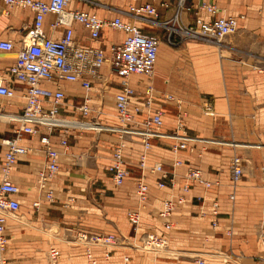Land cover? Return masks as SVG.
<instances>
[{
  "label": "crops",
  "instance_id": "0c3cea01",
  "mask_svg": "<svg viewBox=\"0 0 264 264\" xmlns=\"http://www.w3.org/2000/svg\"><path fill=\"white\" fill-rule=\"evenodd\" d=\"M146 1L155 0H139L137 3L140 4ZM204 1L217 5L223 14L243 15V17L238 18L237 31L226 36L222 44H220L218 51L216 50L217 58L205 56L197 62L206 68L213 67L211 70L214 80L210 83H204L205 87L211 90L204 94L189 93L186 90L183 91L186 85L184 84L185 86H183V82L178 81L175 76L171 87L163 76L158 75V77H154L156 98H160L164 92H169L181 101L182 109L186 112L185 123L187 130L191 131L189 133L195 139L189 142L191 150H179L176 154H173L170 149V146L174 143L173 139H153V147L150 151L148 162L150 164L157 161L164 162L167 165L166 167H169L168 164L172 162L174 157L183 161V166L177 167L175 170L176 181L178 182V186L174 189L175 194L180 192L179 186L183 181V175L188 166L202 169L206 178L213 181L219 180L220 185H213L208 190H205L201 185H193L191 187L186 194V202L179 205L171 217L173 227L167 233L170 242L171 240H175L174 233L180 222H184L188 216L196 219L199 218L198 223L200 226H198L204 230L200 234L204 235L205 232V237L210 238L214 244H217L219 240L226 239L222 227L229 220L232 221V235L234 239L236 238L237 241H240V238L248 240L252 235L250 233L253 232L252 226L257 221H261L260 218L264 214V207L262 214V204L260 203L261 198L264 196L261 181L264 172L260 169L264 165V146L254 144L255 142L264 143V0ZM101 2L105 3L107 7L104 8L101 5H91L78 0H71L67 8L70 10L79 9L94 12L101 18L111 19L118 15L119 10L127 8L129 0H101ZM200 2L201 0L189 1L193 10L183 14L185 22L192 20L193 14L198 10L197 5ZM3 10L4 6L0 3V40H12L16 43L17 49L21 35L26 31L27 27L33 24L34 14L30 9L18 6L11 7L8 14H4ZM198 13L204 19L211 18L210 14L205 10L200 9ZM171 14L172 9H162L160 18H168ZM123 19L128 18L123 15ZM52 20V15L45 17L44 28L47 35L51 34L49 23ZM136 24L147 33L155 32L156 30L143 21H138ZM73 28L74 36L80 44L95 45L89 38L88 31L82 25L74 22ZM61 32L62 27L57 29L54 36H60ZM102 38V46L107 47L109 41L121 42L124 38V33L105 28L102 31ZM190 43H188V46ZM197 45L201 47L199 49L196 48V51L201 50L202 45ZM212 48H216V46H212ZM212 51L211 49L209 52ZM14 56L13 52L6 53L0 51V75L6 76L8 86L15 91V95L12 98L0 96V113L4 114L20 113L25 103L22 97L24 85L13 79L7 72L8 67L14 62ZM109 75L106 67H103L101 76L93 80L91 89H97L96 97H112L113 113L111 115L106 113L104 111L105 108L102 106L98 110L102 114L97 119L107 125H117L118 120L113 102V93L117 89V84L113 85L108 82V77L113 76ZM113 77L116 82L117 77ZM131 84L140 92L147 84L146 77L134 74L131 77ZM63 86L66 104L61 109V114L68 117L79 116L81 118H88L73 110V105L83 101V91L79 84L64 83ZM201 86L203 85L201 84ZM208 101L212 103V110L215 112L211 117L203 113V106ZM92 106H96V104L91 103ZM92 110H94L93 107ZM176 114L175 103L168 102L165 106L163 132L172 133L174 131ZM136 118H143V114L137 115ZM17 126L18 123H11L0 118L1 138L12 137L13 129ZM222 130L236 131V142L234 141L231 144L233 147L230 146L229 150L228 148L224 150L221 147L209 145L212 141H203L204 138ZM108 133L110 135H107L104 139L100 137L101 140L98 142H94L93 139L87 137L81 138L71 144V148L67 153L61 152L59 154V172L48 183V186L54 192V202H48L42 198L41 207L37 211L33 208L32 203L39 195L36 187L37 170L45 161V154L39 140L41 135L46 134L44 128L40 129L39 135H23L20 141L31 147L32 150L18 158L11 179L21 189V192L16 197L20 202L19 210L23 208L43 215L41 220L39 218L38 220L31 221V223L37 225L40 221V225L46 227L44 229L48 231L50 229L47 227H57V232L61 230L72 232L78 229L79 231L86 232L90 230L91 232L89 233H114L117 235L116 244L106 249L108 250V257H105L104 254L105 248L100 246H93L91 248L92 254L97 258L98 264H124V256L129 258L128 264H131V254L135 255L136 253H128L127 249L133 250L129 240H133L137 234L131 232L128 221L129 229L126 224L122 226V223H125L124 221L117 226V222L113 219L115 217L113 213L123 210L128 211L136 206L135 186L139 176L138 155L141 145L139 139L136 137H131L128 140L124 152L125 167L128 170V174L121 186H115L106 168L110 162L113 147L118 141V134L113 132ZM51 141L61 151L56 130L51 135ZM165 145H167L166 149L163 148ZM4 152L5 147L0 144V178ZM231 152L240 153L244 161V173L242 180L236 188L233 206L228 199V193L230 192L228 170ZM222 153L224 155H221ZM148 181L151 184L149 203L154 207L155 205L159 207L161 199L168 196L170 191L169 189L158 190L155 188L152 175H148ZM69 197H73V203L69 207H66L64 204H67ZM198 197L204 198V204L207 209L210 208L213 200L217 199L219 201V226L216 229L211 227V215L208 214L205 217L199 216L200 201ZM185 207L189 210L188 212H185ZM142 215L141 228L145 225V210H143ZM234 215H236V218ZM150 216L151 221H154L156 224L160 223L157 215L152 213ZM9 220L7 218L6 221V234L8 238ZM233 220H235V224ZM262 220L264 221V217ZM159 226L160 224L154 225L147 230L157 231ZM100 230L104 232H99ZM19 237H17L18 239L15 241L10 253L11 257H7L9 264H42L39 258L42 257L45 244L49 247H57L51 244L52 240H50L51 242H43L32 236L31 238L27 236H25L26 238ZM223 244L226 245L224 255L228 256L229 252H231L229 251V246L225 243ZM74 246L75 250L73 249V253H68L62 247L60 249L57 247L60 250V264H76L73 262L76 260L74 256L77 259L81 256V258L85 259L86 264H89L85 247L77 241H75ZM64 252L65 256L63 255ZM232 253L234 252L232 251L230 255ZM242 254L243 256L236 257L241 258L239 264H251V262L262 264L256 259L260 254V247H258V255L256 256L250 255L245 249H243ZM207 259L216 264L215 259L219 258L213 257ZM227 262L231 264L230 260ZM155 264H166V262L156 261Z\"/></svg>",
  "mask_w": 264,
  "mask_h": 264
},
{
  "label": "built area",
  "instance_id": "2783aa9c",
  "mask_svg": "<svg viewBox=\"0 0 264 264\" xmlns=\"http://www.w3.org/2000/svg\"><path fill=\"white\" fill-rule=\"evenodd\" d=\"M71 0H0L4 6V14H8L13 6L30 9L34 14L33 24L27 27L19 39L18 48L12 40H0V51L14 53V62L8 67V75L24 85L22 97L25 100L20 113H6L8 122L18 123L13 129V136L1 138L0 144L5 147L4 159L1 165L0 178V264H9L6 257L9 238L6 234L8 216H16L20 202L16 198L21 192L20 187L12 181L11 175L20 156L29 153L32 148L20 140L23 135H39L44 128L45 135L40 136V144L45 154L43 165L37 170L36 187L39 195L32 206L35 210L41 207L42 198L45 201H54V192L48 186L59 172V154L70 150L69 136L73 130L90 129L107 131L118 134V141L113 147L107 172L112 183L121 186L128 174L125 167L124 152L131 137L139 139L141 149L138 155L139 176L135 186L136 206L127 211L126 218L133 231L137 234L142 225L143 215L149 200L151 184L148 175H152L155 188L169 189L170 193L161 199L158 209L160 226L157 231H147L141 236L140 248L145 253H156L165 249L169 244L167 233L173 227L171 217L175 209L186 202V194L193 185H201L208 190L213 185H220L219 180H210L205 177L204 171L198 167L188 166L179 186L180 192L175 194L178 186L176 168L183 166V161L177 157L172 160V170L165 168L162 162L150 164L148 157L153 147V139L171 138L174 143L170 146L173 154L179 150H187L194 137L186 133V112L182 109L181 101L171 93L164 92L160 98L155 96V87L149 80L142 91H138L131 84L132 75H143L152 78L156 65L160 38L149 34L136 24V20L153 25L156 28L167 30L166 40L170 47L179 46L184 40L221 43L224 38L237 31L238 18L243 15H227L220 12L217 5L201 0L197 9L207 11L211 18L204 19L198 13L193 14L190 22H185L183 14L191 12L193 7L190 0H155L137 3L139 0H129L125 10H119L118 15L111 19L101 18L94 12L79 9H68ZM91 5L107 7L101 0H78ZM162 9H172L168 18L161 19ZM52 15L49 23L51 34L47 35L44 20ZM125 15L128 19H123ZM134 19V20H133ZM77 22L88 31V36L95 45H82L74 36L73 23ZM62 27L61 35L54 33ZM110 28L124 33L121 42L109 41L107 47L102 46V31ZM117 77V89L113 93V102L116 110L117 125H107L99 119H77L61 114L65 106L64 83H77L83 90V101L73 105V110L83 117H88L92 111L91 91L94 79L101 76V70ZM15 95L13 88L7 84L6 76L0 75V96L12 98ZM174 102L176 106L175 127L172 133L162 131L164 125L165 106ZM206 114L214 115L210 106L205 108ZM4 114V113H0ZM143 114V118L136 116ZM57 131L58 144L61 151L54 146L51 135ZM264 172V165L260 167ZM244 161L238 154L229 159V186L228 199L235 200V192L242 180ZM264 189V176L261 179ZM43 195V196H42ZM200 201L199 215L212 216L211 227L219 226V201L211 202L207 209L204 198ZM264 203V198H263ZM224 231L232 235V221L228 222ZM263 232L259 235L260 254L256 257L264 264V221L261 223ZM76 241L85 247L89 264H98L92 254L93 246L105 248V257H108V247L116 242V236L111 233L99 234L79 231ZM60 250L50 246L47 251L49 264H60ZM129 258L123 257L124 264ZM193 264H213L204 256H197Z\"/></svg>",
  "mask_w": 264,
  "mask_h": 264
},
{
  "label": "rangeland",
  "instance_id": "374dc122",
  "mask_svg": "<svg viewBox=\"0 0 264 264\" xmlns=\"http://www.w3.org/2000/svg\"><path fill=\"white\" fill-rule=\"evenodd\" d=\"M112 9H114V8H112ZM136 21L138 22L139 20H136ZM147 24L150 25L151 28L156 29L155 32H149V34L158 35L161 42L159 45L158 57H157L156 65L154 68L153 76L150 79L146 78V81L148 82L149 80H151L152 84L154 85V79L156 78L155 76L158 77V75H160L161 77L163 76L165 79H167V81L169 82L168 85L171 87L173 84L172 80L175 79V77H176L178 81L183 82V86L186 85V88L183 91L186 90V92H189V93L204 94L205 92L211 90V89L206 88L204 83H207V82L210 83L211 81L214 80V77L212 75V70H211L213 67L206 68L205 66L203 67V65H200L197 62L200 59H203L205 56H207L208 58H210V57L217 58L216 50L218 51V48H219L220 44H222V42L221 43H214V42H202V41H196V40H185V41L183 40L179 46L170 47V45L168 44V42L166 40L167 30L165 28H161V27H159V28L153 27V25H151L149 23H147ZM190 42H192L191 44H196V45H197V43L201 44L202 49L197 50V51H191L189 49V46H188V43H190ZM212 46H216V48H212ZM211 49L213 51L209 52V51H211ZM107 73L110 74L108 71H107ZM108 79H109L108 82L110 84H113V85L116 84L115 78L113 76L108 77ZM201 84L203 86H201ZM169 91H171V90H169ZM89 94L91 97L90 103L96 104V106H92L94 110L91 111V113L87 119H89V118L90 119H97L98 117H100V115L102 113H99L98 110L101 109L102 106L105 108L104 111L106 113H108L110 115L113 113L112 97H110V96L109 97H103V96L96 97L97 89H94V88L91 89ZM83 95H84V93H83ZM207 106H210L211 110H212V103H210V101H208V102H205V104L203 106V113L206 116H209L206 114V111H205V108ZM73 118L83 119L79 116L73 117ZM4 120H7V118ZM185 122H186V119H185ZM185 129H186V133L188 135H190L189 132H191V131L187 130V127H185ZM107 135H110V133H108L107 131L99 132V131L90 130V129L73 130L71 135L69 136V145L71 148V144H73L74 141H77L81 138H86V137L93 139L94 142H98L99 140L104 139V137H107ZM100 137H101V139H100ZM204 140H209V141L213 142V143L211 142L209 145H215V146L221 147L224 150L228 148V150H229L230 146L233 147V145H231V144H233L234 141L236 142V131H234V130H222L219 132L217 131V133H215L213 135L211 134V136L204 138L203 141ZM205 143H207V142H205ZM254 144L258 145V146H264V143L262 144L259 142H255ZM163 148L166 149L167 145H165V147H163ZM231 153H232L231 156L233 154H238L241 156V154L238 152L237 153L231 152ZM221 155H224V153H222ZM162 163L164 164L166 169H168V170L173 169L172 162L170 164H168L169 167H166L167 165H165L164 162H162ZM106 171H107V168H106ZM72 198L73 197H69V199L67 200V204H64V206L69 207L70 204L73 203ZM263 198H264V196L261 198V202H260L262 204V206H261L262 214H263V207H264ZM233 203L234 202H231L232 206H233ZM160 207H161V203H160L159 207H157L156 205L154 207L152 204L149 203V200H148L147 205L144 209L145 210V216H144L145 217V220H144L145 225H143L144 227L139 230V232L137 233L136 237L133 240H129L131 243L130 245L133 247V250L127 249V251H129L128 253H136L135 255L131 254V258H130V263L132 262L131 264H155L156 261L166 262V264L167 263H171V264H193V262L197 256H204L206 258H213V257L219 258V259H215L216 264H228L229 262H227V261H229V260L231 261V264H237V263L239 264V261H241V258H236V257L243 256V254H242L243 249H245L248 253H250V255H253V256L258 255V247H259L258 239H259V235L263 232V226L261 223L263 222L262 218L264 217V214H263V217L260 218L261 221H257L256 224H254L252 226L253 232L250 233V234H252L250 239L245 240V239L240 238L241 240L237 241L236 238L234 239L233 235H231V236L227 235L226 231H224L225 226L229 225V223H227L225 226L222 227V231H223L226 239L222 240V241L219 240L217 244L212 243L210 238L205 237L206 236L205 232H204V235L200 234L204 230L200 229V227H199L200 226L198 223L199 218L196 219V218H191L188 216L184 220V222H182V223L180 222L179 226L176 228L177 232L175 231V233H174L175 240H171V242L169 241V244L165 249L158 250V251H156V253H145L140 248V245H141L140 239H141V236L144 232L149 231L147 229L153 227L154 225L156 226V225L160 224V223L156 224L154 221L150 220L151 219L150 214L153 213L154 215H157L158 209ZM184 210H185V212L189 211L188 209H186V207L184 208ZM126 214H127L126 210L118 211L116 213H113V215H115V217H113V219H115V221L117 222V226H119L118 224H121L122 221H124L125 223H122V226L126 224V226H128V229H129V225H128L127 220H126ZM182 214H183V212H182ZM42 216H43L42 214H39V213L33 212V211L31 212V211L25 210L23 208H21L17 212L16 216H14V217L8 216V219H10L9 220V225H10L9 226V244H8L9 247H8V250L6 251V257H11L10 253L14 247L15 241L18 239L17 238L18 236H20L19 238H26L25 236L31 238V236H32L33 238L42 240L43 242H45V241L48 242V241L52 240L51 244L56 245L57 247H59V249H60V247H62V249L67 250L68 253L69 252L73 253L77 233L79 230L75 229L72 232L61 230L60 232H57V227H47L50 229L48 231V230L44 229L46 227H42L40 225V223H41L40 221L39 222L37 221L39 223L37 225L34 223H31V221L38 220L39 218L41 220ZM234 216L236 218V215H234ZM235 220H233L234 224H235ZM230 221L231 220H229V222ZM151 225H153V226H151ZM130 230L133 233L131 227H130ZM89 232H91V231L89 230ZM99 232H104V231L100 230ZM132 233H130V234L132 235ZM100 234H106V233H100ZM111 234L117 236L114 233H111ZM13 236H15V237L13 238ZM222 242L229 246V251H231V252L233 251L237 255H235L234 253H232V255H230L231 252H229V255L225 256L224 250L226 249V245H224ZM220 245H222V246H220ZM48 248H49V246L45 244V248H43L44 251H43L42 257L39 258V260L42 261V264H49L48 259H47ZM133 251H135V252H133ZM65 252L63 254L64 256H65ZM214 252H216V253H214ZM173 253H174V255H173ZM66 255H68V254H66ZM233 255H234V257H233ZM153 256H155V257H153ZM74 258L76 260H74L73 262H75L76 264H86L85 259L81 258V256H79L78 259L76 256H74ZM120 260H121V257H120ZM234 261H236V262H234ZM242 264H245V263H242ZM251 264H255V263L251 262Z\"/></svg>",
  "mask_w": 264,
  "mask_h": 264
},
{
  "label": "bare ground",
  "instance_id": "6f19581e",
  "mask_svg": "<svg viewBox=\"0 0 264 264\" xmlns=\"http://www.w3.org/2000/svg\"><path fill=\"white\" fill-rule=\"evenodd\" d=\"M197 44H198V43H197ZM199 47H201V46L196 45V44H191V43H190V45H189V48H190L191 51H196V48L199 49ZM7 117H8V116L5 115V114H1V115H0V118H3V119H6Z\"/></svg>",
  "mask_w": 264,
  "mask_h": 264
}]
</instances>
